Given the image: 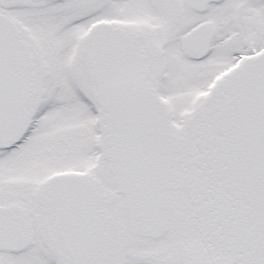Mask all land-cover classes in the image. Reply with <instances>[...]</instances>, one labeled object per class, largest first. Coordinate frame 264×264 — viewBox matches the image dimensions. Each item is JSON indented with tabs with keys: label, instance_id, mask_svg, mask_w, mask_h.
Listing matches in <instances>:
<instances>
[{
	"label": "snow or ice",
	"instance_id": "6c2138e0",
	"mask_svg": "<svg viewBox=\"0 0 264 264\" xmlns=\"http://www.w3.org/2000/svg\"><path fill=\"white\" fill-rule=\"evenodd\" d=\"M0 264H264V0H0Z\"/></svg>",
	"mask_w": 264,
	"mask_h": 264
}]
</instances>
